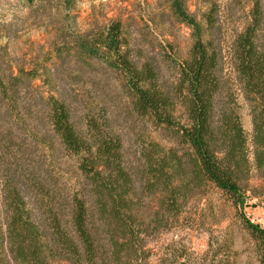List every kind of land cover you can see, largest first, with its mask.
<instances>
[{
    "label": "trees",
    "instance_id": "16d2710c",
    "mask_svg": "<svg viewBox=\"0 0 264 264\" xmlns=\"http://www.w3.org/2000/svg\"><path fill=\"white\" fill-rule=\"evenodd\" d=\"M37 1L33 13H55L48 53L15 72L0 48V145L16 149L0 155V264H236L230 225L212 226L227 208L264 207V0H233L231 27L218 0L195 12L165 0L189 46L159 43L153 56L120 20L80 33L63 16L75 0ZM108 82L141 127L134 152L98 88ZM237 222L264 264V229ZM184 229L208 234L202 254L181 239L150 248Z\"/></svg>",
    "mask_w": 264,
    "mask_h": 264
},
{
    "label": "rangeland",
    "instance_id": "374dc122",
    "mask_svg": "<svg viewBox=\"0 0 264 264\" xmlns=\"http://www.w3.org/2000/svg\"><path fill=\"white\" fill-rule=\"evenodd\" d=\"M37 0H0V48L7 54L16 72V66L27 68L30 61L38 55L46 54L50 45V17L55 13L51 6L46 12L33 13L37 7ZM224 11H229L226 16L229 27L239 22V14L233 0H218ZM196 0L187 3L190 12L196 10ZM228 9V10H227ZM67 26L76 32H85L90 29L102 27L111 20H120L126 27L131 39V44L136 50H141L145 55L153 56L159 43H169L179 53H184L189 46V31L183 25L172 23L169 19L165 0H75L72 10L63 13ZM98 88L103 90L106 105L113 113L116 121L117 133L122 137L125 152H134V142L141 133L139 124L130 117L126 104L118 89L111 82L101 83ZM241 122L243 130L250 138L251 123L247 106L239 100ZM7 120L0 118V133L8 130ZM16 140L19 138V129L11 128ZM15 150L1 149L0 155ZM255 205V208L252 206ZM245 216L250 221L259 218L260 224L254 223L264 229V207L258 206L257 201H248L235 215L232 209H225V220L218 226H212L214 235L230 225V234L234 240L233 249L237 252L236 264H255V258L250 251L247 237L240 232L237 218ZM222 217V215H221ZM219 230V231H218ZM172 239H181L194 253L202 254L207 249L208 234L201 231L184 229L178 232L163 234L150 244L153 252ZM154 261V259H153Z\"/></svg>",
    "mask_w": 264,
    "mask_h": 264
},
{
    "label": "built area",
    "instance_id": "2783aa9c",
    "mask_svg": "<svg viewBox=\"0 0 264 264\" xmlns=\"http://www.w3.org/2000/svg\"><path fill=\"white\" fill-rule=\"evenodd\" d=\"M251 222H254V223H257V224H260L261 223V220L259 218H256V220H251Z\"/></svg>",
    "mask_w": 264,
    "mask_h": 264
},
{
    "label": "water",
    "instance_id": "95a60500",
    "mask_svg": "<svg viewBox=\"0 0 264 264\" xmlns=\"http://www.w3.org/2000/svg\"><path fill=\"white\" fill-rule=\"evenodd\" d=\"M252 207L255 208V205H253Z\"/></svg>",
    "mask_w": 264,
    "mask_h": 264
}]
</instances>
